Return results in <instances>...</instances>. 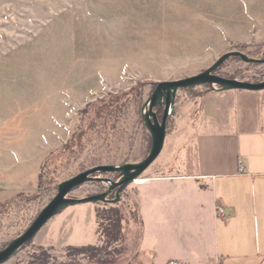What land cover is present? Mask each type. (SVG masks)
I'll return each instance as SVG.
<instances>
[{"label": "rangeland", "instance_id": "rangeland-1", "mask_svg": "<svg viewBox=\"0 0 264 264\" xmlns=\"http://www.w3.org/2000/svg\"><path fill=\"white\" fill-rule=\"evenodd\" d=\"M237 43L253 46L243 51L249 59H264V0H0V203L33 197L22 209L0 211V250L27 230L61 182L99 165L145 159L151 148L146 103L157 83L197 75L237 51ZM217 74L261 82L264 64L230 58ZM205 92L204 86L178 91L167 136L178 104L196 100L198 111ZM111 97L122 104H111ZM153 112L161 121L163 109ZM91 124L95 128L87 130ZM78 131L84 137L73 145ZM45 160L52 172L37 194ZM94 177L117 180L114 173ZM107 187L88 181L70 197ZM136 187L128 186L116 204L68 206L4 264H28L42 250L73 255V264H126L122 225L136 219ZM84 206L96 208L101 237L68 252L71 225L62 226L58 217ZM112 234L122 240L115 243Z\"/></svg>", "mask_w": 264, "mask_h": 264}, {"label": "crops", "instance_id": "crops-1", "mask_svg": "<svg viewBox=\"0 0 264 264\" xmlns=\"http://www.w3.org/2000/svg\"><path fill=\"white\" fill-rule=\"evenodd\" d=\"M195 102L175 108L162 153L136 183L126 264H264V90L208 92L198 111ZM78 208L58 217L71 225L67 248L101 237L96 208Z\"/></svg>", "mask_w": 264, "mask_h": 264}, {"label": "water", "instance_id": "water-1", "mask_svg": "<svg viewBox=\"0 0 264 264\" xmlns=\"http://www.w3.org/2000/svg\"><path fill=\"white\" fill-rule=\"evenodd\" d=\"M232 56H238L247 63L259 62L264 64V59H249L246 54L240 51H231L220 56L211 67L197 75L186 78L183 77V79L179 80L158 82L146 103L149 108L144 121L151 135V148L146 158L136 163L99 165L61 182L57 187V193L54 198H52L39 212L27 230L7 243L8 245L0 250V264H4L16 255L22 247L36 237L41 231V228L68 206L92 202L118 203L121 199V193L128 186L136 183L139 177L147 171L162 153L167 137L168 118L171 117L170 115L174 108V102L179 90L203 85H209L212 91H230L238 89L256 92L264 90V80L261 82L250 83L249 81L223 77L216 73V70L224 63V60ZM154 108L163 109L161 121H158L156 114L153 112ZM106 173L117 174V180L94 177L95 174L103 175ZM92 180L106 182L108 189L105 192L90 195L81 199L70 197L74 189ZM113 190H117L116 197L113 200H109L107 198L108 194Z\"/></svg>", "mask_w": 264, "mask_h": 264}, {"label": "trees", "instance_id": "trees-1", "mask_svg": "<svg viewBox=\"0 0 264 264\" xmlns=\"http://www.w3.org/2000/svg\"><path fill=\"white\" fill-rule=\"evenodd\" d=\"M236 47H238L237 49V51H240V52H242L243 53V51H245V48H251V47H253V46H251L250 44H242V43H237L236 44ZM230 58H236V59H241L240 57H238V56H232V57H229V58H227L226 60H229ZM251 58H253V57H251ZM226 60H224V63L226 62ZM242 60V59H241ZM223 63V64H224ZM223 64L221 65V66H223ZM251 64H262V63H259V62H251ZM220 69V67L216 70V73H217V71ZM233 79H237V77H232ZM204 87H206V92L205 93H208V92H212V89L210 88V86L209 85H203ZM193 88H196V87H192V89ZM189 89H191V88H189ZM204 93V94H205ZM112 98H114V97H111V99ZM113 101L111 102V104H113V105H118V104H122L121 103V101H120V99H118L117 97H115L114 99H112ZM113 105H111L109 108H114L113 107ZM121 108H123V105H121L120 106ZM86 110H87V112H89V109H87L86 108ZM99 113H102L101 111L99 112ZM115 112H113V114H114ZM112 114V113H111ZM102 115H104L103 113H102ZM98 117V116H97ZM98 119H99V124L102 126V123L104 122V118L101 116V117H98ZM83 121H84V119H83V117H82V119H81V125L83 124ZM80 125V126H81ZM92 127H94L95 128V126L94 125H89V127H88V129L87 130H91L92 129ZM117 128V127H116ZM115 128V129H116ZM114 129V130H115ZM83 131H84V129H83ZM83 131H78V132H76V134H74V136L71 138V143H73V145H75L76 144V142H79V141H81L82 139H83V137H84V134H83ZM65 151V150H64ZM112 165V164H111ZM52 165L50 164V162L48 161V160H45V161H43L42 163H41V165H40V172H39V182H38V190H37V194H38V192L40 191V188L42 187V180L43 179H45L46 177H47V175H49L51 172H52V167H51ZM53 174V173H52ZM76 189H78V188H76ZM76 189H74V191L76 190ZM125 193V192H124ZM123 193V194H124ZM35 196H38V195H35ZM24 197H26L25 195H21L20 196V198H17V199H15V200H13V201H5L4 203H0V211L1 210H3V211H5L7 208H11V209H16V210H18V209H22V208H24L25 207V202H27V203H32V200H33V197L30 195V196H28L27 198H24ZM27 199V200H26ZM2 207L4 208V209H2ZM116 212H118V211H116ZM118 213H120V212H118ZM0 214H1V212H0ZM113 227H115L116 225L115 224H113L112 225ZM117 228V229H116ZM120 228L121 227H115V229L117 230V233H119V230H120ZM115 231V230H114ZM112 236H113V239H110V240H113V241H115V243H117V242H119V241H121L122 240V237L118 234H112ZM82 248H84V247H74V246H69L68 248H67V251L68 252H70V251H72V250H78V251H81L82 250ZM42 249V248H41ZM43 251V253L41 254V255H34V259L31 261V262H29L28 264H73L72 263V258L74 257L73 255H70V254H66V256L65 257H53V256H51V254H49L48 252H46L45 250H42ZM37 253V252H36ZM81 255L82 256H84V257H86V254L85 253H81Z\"/></svg>", "mask_w": 264, "mask_h": 264}, {"label": "flooded vegetation", "instance_id": "flooded-vegetation-1", "mask_svg": "<svg viewBox=\"0 0 264 264\" xmlns=\"http://www.w3.org/2000/svg\"><path fill=\"white\" fill-rule=\"evenodd\" d=\"M116 179H117V174H116ZM107 189H108V187H107ZM116 191L117 190H113L112 192H110L109 194H108V199L109 200H113L115 197H116ZM125 190L121 193V196H123L125 193ZM124 193V194H123ZM107 204H109V203H107Z\"/></svg>", "mask_w": 264, "mask_h": 264}, {"label": "built area", "instance_id": "built-area-1", "mask_svg": "<svg viewBox=\"0 0 264 264\" xmlns=\"http://www.w3.org/2000/svg\"><path fill=\"white\" fill-rule=\"evenodd\" d=\"M139 180L136 181V183H138ZM144 181V180H142ZM224 213V210L223 209H219V214L222 215ZM169 264H179L177 262H170Z\"/></svg>", "mask_w": 264, "mask_h": 264}, {"label": "bare ground", "instance_id": "bare-ground-1", "mask_svg": "<svg viewBox=\"0 0 264 264\" xmlns=\"http://www.w3.org/2000/svg\"><path fill=\"white\" fill-rule=\"evenodd\" d=\"M142 182V180L139 179L138 183Z\"/></svg>", "mask_w": 264, "mask_h": 264}]
</instances>
